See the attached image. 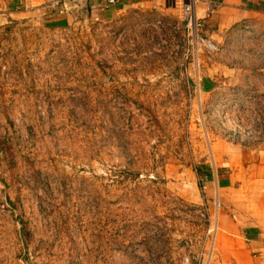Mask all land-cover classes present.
Listing matches in <instances>:
<instances>
[{
  "label": "rangeland",
  "instance_id": "374dc122",
  "mask_svg": "<svg viewBox=\"0 0 264 264\" xmlns=\"http://www.w3.org/2000/svg\"><path fill=\"white\" fill-rule=\"evenodd\" d=\"M94 1L0 0V264H207L215 214L179 188L264 152V31L211 49Z\"/></svg>",
  "mask_w": 264,
  "mask_h": 264
},
{
  "label": "crops",
  "instance_id": "0c3cea01",
  "mask_svg": "<svg viewBox=\"0 0 264 264\" xmlns=\"http://www.w3.org/2000/svg\"><path fill=\"white\" fill-rule=\"evenodd\" d=\"M213 1L219 2L215 8ZM106 9L109 15L135 9L153 16L177 15L181 3L118 0ZM196 13L203 35L218 44L235 30L264 31V0H201ZM213 154L214 164L205 161L200 174L193 171L194 191L179 188V193L193 203H207L215 214L216 264H264V152L228 143Z\"/></svg>",
  "mask_w": 264,
  "mask_h": 264
},
{
  "label": "built area",
  "instance_id": "2783aa9c",
  "mask_svg": "<svg viewBox=\"0 0 264 264\" xmlns=\"http://www.w3.org/2000/svg\"><path fill=\"white\" fill-rule=\"evenodd\" d=\"M201 0H179L181 3V12L183 13L184 19L188 24L189 30L192 32V35L196 36V38H201L202 42H208L209 47L211 49H216V47L211 43L210 40H208L203 34L200 36L202 33V28L203 24L202 22L197 18V6L200 3ZM117 0H108V3L110 5H115L117 4ZM213 7L215 8L216 6L219 5L218 1H213L212 2ZM219 230L217 221L215 220L214 223L212 224L209 234L213 233L214 234V242H215V235L217 231ZM215 245V243H214ZM215 250V249H214ZM214 257V258H213ZM198 264H205L203 262H199ZM207 264H216L215 262V255L213 252V256L210 257V260Z\"/></svg>",
  "mask_w": 264,
  "mask_h": 264
},
{
  "label": "trees",
  "instance_id": "16d2710c",
  "mask_svg": "<svg viewBox=\"0 0 264 264\" xmlns=\"http://www.w3.org/2000/svg\"><path fill=\"white\" fill-rule=\"evenodd\" d=\"M197 172L200 174V170H199V168L197 169Z\"/></svg>",
  "mask_w": 264,
  "mask_h": 264
},
{
  "label": "water",
  "instance_id": "95a60500",
  "mask_svg": "<svg viewBox=\"0 0 264 264\" xmlns=\"http://www.w3.org/2000/svg\"><path fill=\"white\" fill-rule=\"evenodd\" d=\"M88 2V0H86V3Z\"/></svg>",
  "mask_w": 264,
  "mask_h": 264
}]
</instances>
